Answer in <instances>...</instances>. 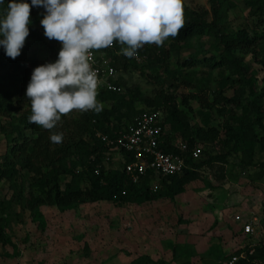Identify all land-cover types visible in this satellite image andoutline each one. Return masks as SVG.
I'll list each match as a JSON object with an SVG mask.
<instances>
[{"label":"trees","instance_id":"trees-1","mask_svg":"<svg viewBox=\"0 0 264 264\" xmlns=\"http://www.w3.org/2000/svg\"><path fill=\"white\" fill-rule=\"evenodd\" d=\"M21 1L22 13L18 10ZM153 1L0 0V117L1 123L5 121L0 128L7 140L0 179L12 182L14 190L6 204L0 202V244L11 243L7 229L13 204L25 202L32 220L45 228L47 221L41 210L45 205L66 211L101 201L143 204L162 198L174 200L187 184L201 177L204 168L227 164L232 158L242 173L259 165L255 157L258 151H264V88L258 89L260 70L246 64L244 55H251L264 70V0H244L249 21L234 30L227 23L235 7L233 0H210L211 20L207 12L193 10L185 0H155L157 10L168 18L151 21L129 33L124 27L128 12L138 5L136 13L144 17L149 13L145 5ZM78 10L89 14L105 11L114 24L120 23L119 30L114 26L109 29L114 46L100 43L96 51L102 54L98 59H110L111 65L123 74L111 79L122 87V92H92L86 86V28L93 19L82 22ZM51 18L54 29L47 28L42 33L33 27ZM121 30L127 38L117 35ZM208 37L213 38L209 45L205 40ZM131 50L140 54V60L129 54ZM184 51L189 54L184 56ZM74 58L79 62L77 68L71 62ZM174 59L176 67H171ZM141 65L157 73L147 75L158 81L161 73L168 75L162 78V85L153 96L124 78ZM198 67L218 71L215 87L209 86L211 81L197 79L193 70ZM185 75L183 82L196 91L175 93L173 90L180 87L179 79ZM230 89L234 94L228 96ZM80 96L84 98L77 103ZM195 102L199 104L197 109L193 107ZM139 104L160 112L161 121L167 126L161 147L186 160L183 173L162 177L157 191L151 189L154 176L150 172L134 183L124 165L106 167L104 159L109 148L96 135L101 132L114 136L129 126L144 110L138 109ZM192 115L199 117V124L192 123ZM217 118L223 120L215 125ZM199 143L205 147L200 149ZM183 144L187 150H182ZM216 147L222 150L218 152ZM195 148L202 150L204 156L194 158ZM98 165L100 172L96 174ZM20 172L31 176L29 198L23 196ZM83 172L88 179L85 187ZM63 176L69 177L65 183ZM257 214L263 215L264 225L262 204ZM242 254L235 264H264V241L239 249L228 261ZM155 263L172 264L149 255L132 262Z\"/></svg>","mask_w":264,"mask_h":264},{"label":"rangeland","instance_id":"rangeland-1","mask_svg":"<svg viewBox=\"0 0 264 264\" xmlns=\"http://www.w3.org/2000/svg\"><path fill=\"white\" fill-rule=\"evenodd\" d=\"M233 1L235 7L231 9L227 23L234 30L249 21V8L244 0ZM185 2L195 11L207 12L211 20L210 0ZM156 4L154 0L145 5L149 13L144 17L136 13L138 5L128 12L124 27L130 30L129 33H135L139 27L151 21L168 18L157 10ZM23 6L21 1L18 6L20 13ZM112 8L115 11L116 5ZM33 27L42 33L47 28L54 29V18L33 24ZM10 34L13 32L10 31ZM117 35L127 38L122 30ZM205 40L207 45L213 42L211 37ZM193 43L196 44L195 39ZM183 53L184 56L189 54L186 51ZM244 60L252 68L260 70L257 75L258 89L264 88V70L253 62L251 55L245 54ZM71 62L75 64L74 68L78 67L79 62L75 58ZM171 67H176L175 59ZM186 70L191 72V69ZM193 71L197 73V79L211 81L209 86L215 87L217 70L208 71L198 67ZM147 74L157 73L141 65L138 71L126 74L124 78L130 83L139 84L147 95L153 96L162 85V78L168 75L161 73L162 78L158 81ZM122 75L118 71L116 77ZM186 77L179 79L180 87L173 90L175 93L196 91L183 82ZM166 88L169 89L165 85ZM227 94L231 96L234 91L230 89ZM83 98L78 97L76 102H81ZM137 107L141 110L151 106L139 104ZM193 107L197 109L199 104L195 102ZM1 120L0 117V126L5 124ZM222 120L217 118L214 124L218 125ZM192 123L199 124V117L192 115ZM198 147L203 149L205 145L199 143ZM6 148V136L0 128V163L5 160ZM216 150L219 152L222 148L216 147ZM107 153L110 160L105 162L106 167H122L119 151L108 150ZM203 156L201 150L197 158ZM233 159L227 164L202 169L201 177L187 184L185 191L174 200L162 198L143 204L101 201L81 204L66 211H59L55 206H42L47 221L45 228L32 220L31 210L25 202L13 204L12 219L7 229L11 243L0 244V264H132L142 255H149L154 260L165 259L172 264H227L228 258L239 249L264 241V236L247 239L230 225L233 216L241 214L242 210L259 209L264 202V151L256 154L257 168L244 173L238 170ZM19 176L23 181V196L29 198L31 176L26 172H20ZM68 179V176H63V183ZM11 184L7 179H0V202L6 204L12 197L14 190ZM87 184L85 175L82 186ZM7 209L10 210V207L7 206ZM243 254L246 255L245 252Z\"/></svg>","mask_w":264,"mask_h":264},{"label":"built area","instance_id":"built-area-1","mask_svg":"<svg viewBox=\"0 0 264 264\" xmlns=\"http://www.w3.org/2000/svg\"><path fill=\"white\" fill-rule=\"evenodd\" d=\"M81 21L85 22L89 17H92V22L86 28V43L85 49V66L88 71V79L86 86L96 92L100 89L111 90L114 92H122V87L116 85L112 78H116L117 70L111 65V60L103 58L98 59L99 54L96 51L97 46L102 43L106 47H113L114 41L109 36V29L118 30L120 23L116 22L105 11L89 14L84 11L78 12ZM124 50H119L121 53ZM128 53V52H127ZM134 59L140 60V54L137 51L129 52ZM160 112L154 109H144L138 114L133 123L129 124L124 129L115 132L114 136H109L101 132H97V137L101 138L108 146L109 150L119 151L122 157L124 170L128 177L134 183L143 180L150 172L153 175L151 189L157 191L161 186V178L180 175L186 168V160L181 154L167 152L161 147V140L167 134V126L161 121ZM182 150H187L185 144L182 145ZM130 158L129 161L125 157ZM200 155V150L194 149L193 157L197 158ZM110 160L109 153H106L104 164ZM100 165L95 169L96 174L100 172ZM264 208V202L262 203ZM263 215L251 212L249 215L236 214L234 220L241 223V230L244 234L250 237L264 236L261 220ZM252 252V250H251ZM240 256H233L227 264H235Z\"/></svg>","mask_w":264,"mask_h":264},{"label":"crops","instance_id":"crops-1","mask_svg":"<svg viewBox=\"0 0 264 264\" xmlns=\"http://www.w3.org/2000/svg\"><path fill=\"white\" fill-rule=\"evenodd\" d=\"M257 211H258V209H248V210H245V211H243L242 210V213L241 214H243L244 216H247V215H249L251 212H255V213H257ZM239 214V213H238ZM230 225H231V228H234V230L235 231H237L238 233H241V235L243 236V237H245V238H247V239H253L254 237H250L249 235H246V234H244L243 232H242V230H241V223H238V222H236L235 220H234V216H233V220L231 219L230 220ZM262 228H263V231H264V225H263V223H262ZM262 237V236H261Z\"/></svg>","mask_w":264,"mask_h":264},{"label":"clouds","instance_id":"clouds-1","mask_svg":"<svg viewBox=\"0 0 264 264\" xmlns=\"http://www.w3.org/2000/svg\"><path fill=\"white\" fill-rule=\"evenodd\" d=\"M80 11H81V10H78V11H77V14H78V12H80ZM78 17H79V19L81 20V18H80V16H79V14H78ZM118 30H119V29H118Z\"/></svg>","mask_w":264,"mask_h":264}]
</instances>
